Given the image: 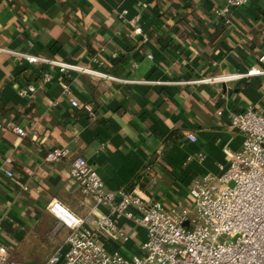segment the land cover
I'll use <instances>...</instances> for the list:
<instances>
[{
  "label": "crops",
  "instance_id": "0c3cea01",
  "mask_svg": "<svg viewBox=\"0 0 264 264\" xmlns=\"http://www.w3.org/2000/svg\"><path fill=\"white\" fill-rule=\"evenodd\" d=\"M224 1L0 0V48L6 49L0 50V119L26 130L25 136L0 130L2 234L14 262L45 264L65 243L70 230L47 209L53 200L84 218L107 212L76 189L69 159H45L53 146L82 154L110 189L133 187L145 173L139 192L167 208L191 209V182L221 174L225 148L238 150L244 139L231 127L229 113L248 105L264 113V73L190 82L264 71V0L234 8L230 24L215 15ZM136 16L141 34L127 22ZM21 53L127 81L63 75ZM45 72L51 74L48 80ZM30 83L36 90L20 95ZM71 97L91 104L95 114L73 106ZM189 133L198 140L191 141ZM119 225L126 239L116 243L99 235V243L126 257L142 255L145 228L124 217Z\"/></svg>",
  "mask_w": 264,
  "mask_h": 264
},
{
  "label": "built area",
  "instance_id": "2783aa9c",
  "mask_svg": "<svg viewBox=\"0 0 264 264\" xmlns=\"http://www.w3.org/2000/svg\"><path fill=\"white\" fill-rule=\"evenodd\" d=\"M248 2L225 0L222 6L215 9V15L230 24L232 10ZM126 14L125 10L120 16ZM127 22L135 33L143 32L138 24V16ZM19 55L30 62L54 66L63 75L81 72L115 81H127L76 63L23 53ZM263 73L260 69H251L247 73L190 82L212 83ZM50 77L49 72L44 73L45 80ZM61 84L68 94L70 89L67 81L62 80ZM35 90V85L30 83L20 89L19 93L26 95ZM70 101L73 106L91 115L95 114L91 104L80 103L74 97ZM217 113L220 115L223 110L219 108ZM229 120L231 127L242 133V146L235 151L225 148L227 164L220 165V175L207 173L191 182V209L177 206L167 208L162 201L145 197L139 192L147 180L143 172L136 178L133 187L123 185L110 189L82 154H73L66 146L48 149L45 159L49 162L69 159V172L76 189L91 197L96 206L106 207L107 212L93 218H84L60 201L53 200L47 209L70 233L65 243L47 258L45 264H264V113L248 105L244 109L230 112ZM2 129L14 131L20 136L26 135V130L12 120L0 119ZM188 138L193 142L198 140L194 133H189ZM198 159L202 161L204 155L198 154ZM7 162H11V159L8 158ZM150 169L147 167L146 170ZM5 172L9 177H14L12 169H6ZM150 182L153 185L156 180L152 178ZM27 188L24 186V189ZM121 217L145 228L147 236L142 244V255L126 257L119 250L110 252L99 243V235L116 243L127 238L119 225ZM3 219L4 215L0 213V264H18L11 259L10 250L3 239Z\"/></svg>",
  "mask_w": 264,
  "mask_h": 264
},
{
  "label": "trees",
  "instance_id": "16d2710c",
  "mask_svg": "<svg viewBox=\"0 0 264 264\" xmlns=\"http://www.w3.org/2000/svg\"><path fill=\"white\" fill-rule=\"evenodd\" d=\"M172 136H173V133L168 135L167 138H166V141L170 140L172 138Z\"/></svg>",
  "mask_w": 264,
  "mask_h": 264
}]
</instances>
